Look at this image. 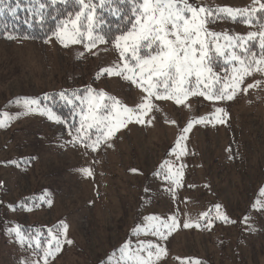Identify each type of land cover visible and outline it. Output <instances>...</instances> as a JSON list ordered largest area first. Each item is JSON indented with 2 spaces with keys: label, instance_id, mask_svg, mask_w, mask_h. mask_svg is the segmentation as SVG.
I'll return each mask as SVG.
<instances>
[{
  "label": "rangeland",
  "instance_id": "obj_1",
  "mask_svg": "<svg viewBox=\"0 0 264 264\" xmlns=\"http://www.w3.org/2000/svg\"><path fill=\"white\" fill-rule=\"evenodd\" d=\"M192 2L213 10L259 9L255 0ZM261 22L264 11L234 18L221 12L206 25L216 34L207 37L211 67L224 83L235 73L232 62L215 55L216 47L259 55L258 38L247 37L261 30ZM234 37L244 38L242 48L228 46L237 44ZM66 43L56 35L44 42L0 39V119L11 117L0 127V264H44L41 249L54 246V236L61 249L48 264H118L125 243L136 249L149 242L167 252L154 264H264V207H254L264 203V73L245 76L230 100L196 95L187 100L189 108L153 98L143 123L134 119L93 151L73 143L87 113V89L129 108H137L145 93L121 76L101 73L123 63L113 43L91 50L87 40ZM249 84L256 86L245 92ZM25 100L38 102L33 111ZM217 108L224 110L216 114L222 122L212 119ZM201 117L209 120L194 123L178 146L182 129ZM153 216L168 223L175 217L166 239L144 234L153 223L145 218ZM185 222L199 226L185 228ZM17 226L23 245L8 231Z\"/></svg>",
  "mask_w": 264,
  "mask_h": 264
},
{
  "label": "snow or ice",
  "instance_id": "obj_2",
  "mask_svg": "<svg viewBox=\"0 0 264 264\" xmlns=\"http://www.w3.org/2000/svg\"><path fill=\"white\" fill-rule=\"evenodd\" d=\"M39 9H43L45 4L37 0ZM56 0H52L54 4ZM129 2V0H79L81 9L74 15V19L62 21L59 30L55 33L57 40L67 46L66 41L79 43L87 40L86 49L91 50L98 43H108L111 41L120 54L122 64H115L112 67L104 68L101 73L108 75L121 76L124 80L131 82L141 89L145 95L141 98V103L137 108L124 106L118 99L107 96L103 91L96 92L88 88V96L85 97L88 108L87 113L82 114L80 128L76 129V135L73 137V143H81L85 147L96 150L101 140L110 138L120 127L126 126L127 123L134 119L138 123H143V116L150 112L155 105L153 98L156 100H172L177 105L190 106L187 100L191 96H203L206 100H223L232 99L236 90L243 82L244 77L252 72L264 73V22L260 23L259 32L249 33L247 39L258 38L261 52L259 55L244 49L243 55H238L233 50L227 52L219 46L215 49V55L223 56L229 62H232L234 75L224 80L213 73L211 67L212 46L207 37H215L216 34L209 32L206 25L212 22L217 13H225L230 17L243 15L245 12L255 13L264 11V2L255 0L259 3V9H232L212 8L203 5H195L192 0H130L131 15L120 14L119 8H113V15L118 19H128L130 28L120 30L118 33H103L97 31V24L100 22L97 17V8H103L106 4ZM9 11L14 10L9 8ZM38 23H43L44 14L37 10L33 13ZM250 26L254 23L252 19L246 21ZM71 24V29H68ZM203 37V38H202ZM9 39L14 38L9 35ZM237 41L233 46L229 41V47H243L241 41L243 37L232 38ZM99 78V74L98 77ZM259 82H257L258 84ZM216 85H222L217 87ZM255 84H249L244 89L255 87ZM162 89V91H161ZM64 98L66 93H60ZM75 95V93H73ZM71 103V100L68 101ZM24 106L28 111H33L31 105L37 104L36 100H25ZM223 109L217 108L212 119L223 121V116L216 114L223 113ZM106 113V114H105ZM50 119H57L51 114ZM111 118V119H110ZM11 120L10 116L4 114L0 119V127L5 126V122ZM209 120V117H201L199 120H190L187 127L182 129V135L177 141L185 137L194 123H203ZM59 122V121H57ZM95 129L90 133L89 130ZM83 130V131H82ZM98 133V134H97ZM72 134L71 132L69 133ZM96 139L92 141V136ZM86 137V138H85ZM89 141H92L89 143ZM85 175H90L88 169H84ZM180 175L179 171L176 173ZM173 183H177L173 180ZM261 195L264 196V189H261ZM11 207V206H9ZM257 209L264 207V203L257 201L254 205ZM219 208V205L216 206ZM205 216L207 214H204ZM227 222L226 216L219 217ZM146 221L150 223L148 228L144 229V234H152L160 239H166L176 227L175 217H171L172 223L160 220L158 217H147ZM248 217H245L247 221ZM210 223V222H209ZM185 228L193 225L185 222ZM9 233H15L17 240L23 245L25 236L19 226L10 228ZM51 231V230H50ZM67 225H63V234L66 237ZM137 235L140 234L139 229ZM31 240V238H29ZM55 241L53 246L49 243L48 247L41 249L39 241H36V248L43 251L42 259L44 264H48L49 257L54 258V254L61 249L59 237H52ZM71 244V240L66 241ZM31 246V243H29ZM155 250V251H154ZM122 260L118 264H154L162 256L167 255L164 248L152 243H141L136 249H132L130 244L125 243L120 249ZM21 264H29L28 261H22ZM31 264H39V261H32ZM181 264H187L181 261ZM192 264H200L199 261H193Z\"/></svg>",
  "mask_w": 264,
  "mask_h": 264
},
{
  "label": "trees",
  "instance_id": "obj_3",
  "mask_svg": "<svg viewBox=\"0 0 264 264\" xmlns=\"http://www.w3.org/2000/svg\"><path fill=\"white\" fill-rule=\"evenodd\" d=\"M45 7L39 9L37 0H0V39L7 41H31L44 42L54 36L53 33L59 30L62 21L70 18L74 19V15L81 9L79 0H56L53 4L52 0H41ZM132 4L129 2H118L106 4L103 8H97V17L100 21L97 24V31L103 33H118L120 30L130 28L131 24L128 19H118L117 15H113V8H119L120 14L131 15ZM9 8L14 10L9 11ZM40 10L44 14L43 23L37 22L34 12ZM225 18V17H224ZM9 35L14 38L9 39ZM255 40L253 44L255 45ZM104 44H112L111 41ZM219 68H223L225 64L220 63ZM55 98L59 94L54 95ZM59 111V109H58Z\"/></svg>",
  "mask_w": 264,
  "mask_h": 264
}]
</instances>
